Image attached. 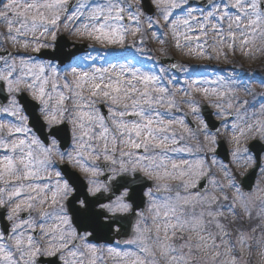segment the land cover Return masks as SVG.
<instances>
[{
	"label": "snow or ice",
	"instance_id": "1",
	"mask_svg": "<svg viewBox=\"0 0 264 264\" xmlns=\"http://www.w3.org/2000/svg\"><path fill=\"white\" fill-rule=\"evenodd\" d=\"M260 57L264 0H0V264H264Z\"/></svg>",
	"mask_w": 264,
	"mask_h": 264
},
{
	"label": "rangeland",
	"instance_id": "2",
	"mask_svg": "<svg viewBox=\"0 0 264 264\" xmlns=\"http://www.w3.org/2000/svg\"><path fill=\"white\" fill-rule=\"evenodd\" d=\"M69 39H73L72 37H69ZM151 47L153 49H158L160 47V45L156 44L155 42H153L151 44ZM12 51H15V49H11ZM171 51V50H170ZM156 52H154L155 54ZM158 53V52H157ZM171 54L174 56V57H177L178 59H184V57H182L178 52L176 51H171ZM225 62L221 61L220 62V65L223 66ZM241 63H243L244 67L245 68H248V67H253V68H257L258 70L259 69H263L264 68V57H260L258 58L256 61H248V60H242ZM254 87L257 89V91H264V89H262L258 83V81H254ZM198 99L201 100V103H205L207 104V101H204L202 97H198ZM186 110V108H185ZM261 187H264V184L261 185ZM259 256L258 255H254V258H253V264H259Z\"/></svg>",
	"mask_w": 264,
	"mask_h": 264
},
{
	"label": "water",
	"instance_id": "3",
	"mask_svg": "<svg viewBox=\"0 0 264 264\" xmlns=\"http://www.w3.org/2000/svg\"><path fill=\"white\" fill-rule=\"evenodd\" d=\"M197 3H199V2H197ZM205 111H206V112H211V110H210L207 106L205 107ZM213 119H214V118H213ZM214 120H215V119H214ZM217 123H218V121H217ZM222 155H223V154H222Z\"/></svg>",
	"mask_w": 264,
	"mask_h": 264
}]
</instances>
